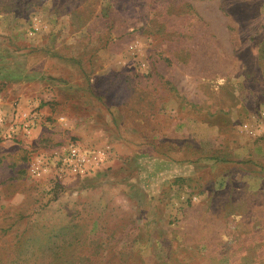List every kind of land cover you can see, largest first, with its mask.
I'll list each match as a JSON object with an SVG mask.
<instances>
[{"label": "rangeland", "instance_id": "1", "mask_svg": "<svg viewBox=\"0 0 264 264\" xmlns=\"http://www.w3.org/2000/svg\"><path fill=\"white\" fill-rule=\"evenodd\" d=\"M223 2L0 0V264H264V0Z\"/></svg>", "mask_w": 264, "mask_h": 264}, {"label": "built area", "instance_id": "2", "mask_svg": "<svg viewBox=\"0 0 264 264\" xmlns=\"http://www.w3.org/2000/svg\"><path fill=\"white\" fill-rule=\"evenodd\" d=\"M4 113L0 110V125L4 123ZM105 151L99 149L88 152L80 147H72L69 152L60 157L59 163L68 167L74 175H87L94 171L105 158Z\"/></svg>", "mask_w": 264, "mask_h": 264}, {"label": "trees", "instance_id": "3", "mask_svg": "<svg viewBox=\"0 0 264 264\" xmlns=\"http://www.w3.org/2000/svg\"><path fill=\"white\" fill-rule=\"evenodd\" d=\"M227 1H228V0H224V2H223V3H224V5H223L224 7L227 6ZM239 11H244V9L239 10ZM69 244H70V243H69ZM69 244H68V245H69ZM78 260H79V259H78ZM65 263H66V264H72V263H70V262H65ZM80 264H84V263H80Z\"/></svg>", "mask_w": 264, "mask_h": 264}]
</instances>
